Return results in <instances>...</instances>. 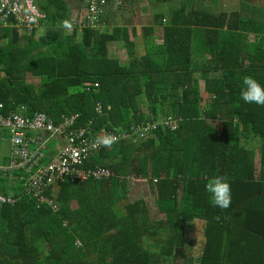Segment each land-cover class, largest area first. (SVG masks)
<instances>
[{
    "label": "trees",
    "instance_id": "16d2710c",
    "mask_svg": "<svg viewBox=\"0 0 264 264\" xmlns=\"http://www.w3.org/2000/svg\"><path fill=\"white\" fill-rule=\"evenodd\" d=\"M35 2L45 17L24 28L27 38L14 17L0 27L1 112L25 105L56 119L79 113L78 124L91 121L93 130L109 120L108 104L133 107L135 96L150 102L153 115L136 111L133 122L163 114L178 124L159 128L143 145L102 144L88 166L108 176L50 184L42 194L56 207L26 185L9 191L15 186L0 179V193L18 198L0 206V264H264V105L240 96L245 75L264 85V7L242 0L244 11L214 12L174 4L156 13L162 41L144 28L145 59L123 65L108 57L107 43L134 44L126 25L99 33L69 18L68 0ZM69 19L74 27L62 33ZM244 34L253 35L251 51L243 48ZM29 75L39 82H28ZM201 80L211 98L203 107ZM97 101L102 113L94 111ZM216 118L219 130L207 123ZM129 173L153 184L165 220H151L142 199L123 195ZM215 175L231 184L227 209L213 206L205 191ZM194 221L202 230H193Z\"/></svg>",
    "mask_w": 264,
    "mask_h": 264
},
{
    "label": "built area",
    "instance_id": "2783aa9c",
    "mask_svg": "<svg viewBox=\"0 0 264 264\" xmlns=\"http://www.w3.org/2000/svg\"><path fill=\"white\" fill-rule=\"evenodd\" d=\"M35 1L0 0V27L8 26L10 19L14 17L19 21V31L24 28L29 31L44 16ZM109 1L114 6L121 3V0L88 1L86 26L96 27ZM94 85L97 86L98 83L94 82ZM97 109L100 111V106ZM79 116V113H73L56 120L42 112H35L33 115L21 112L0 114V139L2 130H7L10 135V157L4 164H0V179L26 185L28 192H33L41 200L56 207L51 199L42 194L50 184L65 180L75 182L88 178L104 179L108 176V171L100 166H87L88 158L101 148L102 144H97L98 139L108 135L114 136L115 141H145L152 138L159 128L174 129L178 124L172 117H168L161 121L132 124L120 133L102 129L101 135L90 137L91 121L86 125L78 124ZM57 137L62 139L63 146L47 158L44 148L51 138ZM17 200L13 193H0V206L15 204Z\"/></svg>",
    "mask_w": 264,
    "mask_h": 264
},
{
    "label": "crops",
    "instance_id": "0c3cea01",
    "mask_svg": "<svg viewBox=\"0 0 264 264\" xmlns=\"http://www.w3.org/2000/svg\"><path fill=\"white\" fill-rule=\"evenodd\" d=\"M154 1H155V3L158 4L159 7H161V4H162L161 2H158L156 0H154ZM198 1H203L204 3L205 2H213V0H183V1H181V0H172V1H170L168 3L169 4L168 7H166V8L161 7V8L163 9V11L165 13H168L169 12L168 8L170 6H172V5H174V4H177V3L181 4V3H185L186 2V3L190 4L189 8H191L192 6L198 7L199 3H200ZM217 1H219V0H217ZM124 2L128 3V2H130V0H124ZM216 2H213V3H216ZM120 4H117V5L114 6L113 2L109 1L106 4V7L104 9V14H103L102 19H101V21L99 23V26L96 27V28H92V29H97L96 31L99 32V33L103 32V31H105V33H107L108 31H111V28L114 25H126L128 27L127 30H128L129 38L133 39L135 41L134 44H130V45H136V41L138 40V37L142 35L137 30V27L151 28V31H149V33L153 37H155L158 42H161V40H162L161 38L163 37V27L161 25L157 24L156 14L153 13L154 16H153V22L152 23H148V24L143 23L142 24V23L138 22V23L135 24L133 22V18H132V11H130L129 9H125L123 11V9L126 8V6H128V5L122 4L121 8H120V11L118 12V10H119L118 6ZM201 4H203V3H201ZM156 6H154V7H156ZM69 7H70V9L68 8V13H69L68 16H69V18H70V15H71V19L74 22L79 23V25H84V23H85V15H86V8H87V0L84 2V4H82V3L78 4V2H76V0H70ZM154 7H151V9L153 10ZM121 11H123V12H121ZM119 13H121L123 15V18H122V23L123 24H119V23L116 24L115 23ZM44 17H45V14H44ZM125 19L128 20L127 24H124L125 23ZM69 21H70V19H69ZM72 26H73V23H72ZM133 27L135 28L134 36H133V33L131 32V28H133ZM158 30H161V33H162L161 37H158L157 34H156ZM66 32L70 33V29H66ZM62 33H64L63 29H62ZM19 34L20 35H24L23 34V30L19 31ZM144 34H145V32L143 33V35ZM110 43H113V42L109 41L107 43V45H109ZM111 47H113V49H114L113 50V54L111 56H113V57L118 59L116 54H117V52L122 51V49L118 48L119 45L116 44V43H114V46H111ZM144 49H145V46H144ZM119 63L123 64L122 62H119ZM30 77H32V76H30ZM32 78H34V80H33L34 83H38L39 82V77H32ZM27 81L31 82L30 80H28V78H27ZM134 101L138 103V101L136 100V97L133 98V107L131 105H128V104L124 103V102L118 103V105L116 107H113L112 104H110V105L108 104L107 106L110 107L108 110L111 109L109 120L105 124L99 126L98 128H93V130L90 132V137L101 135L102 134V129H104L106 131H119V130H121L123 128L122 125L129 126L130 124L135 123V122H133L134 121L133 120L134 119L133 118L134 112H136V108L134 106L135 105ZM1 104H2V107H0V109H2L4 107L3 103H1ZM98 106H100V112L97 109ZM115 108L119 112L118 116H116L114 114V109ZM127 109H128V112H127ZM103 110L104 109H103L102 103L100 101H97L95 103V105H94V111L95 112L97 111L98 113H102ZM14 112H21V113H23L25 115H33L35 112H42V113H46L47 115H49L52 118L56 119L54 117V115H52L51 113H48L46 111H43V110H36V111L31 112V113H28L27 112V107L25 105H21L18 108H16V109L14 108V109L6 112V113L0 111V114L9 115V114L14 113ZM64 115H70V113L62 112L61 114L58 115V119L61 116H64ZM58 119H56V120H58ZM147 121H150V120H147ZM87 123H85L83 125H86ZM1 134L2 135H1V139H0V141H1L0 142V164H4L8 160V158L10 157L9 156L10 155V141H9V136L10 135H9L7 130H2ZM2 140L8 143V149H4V148L1 147L2 143H3ZM146 142L145 141H137V142H130V143L129 142H121V143H129V144H131L133 146H138V145H143ZM62 146H63V141H62V139L60 137L51 138L47 142L46 147L44 148L46 157L50 158L51 156H53L58 150L61 149ZM87 163H88V160H87ZM120 177H123V176H120ZM125 178H126V189L123 191V195H125L126 198H127V193L129 192L131 181L132 180H138V179H140V177H136L133 173H129V174L125 175ZM131 178H134V179H131ZM143 179H145V178H143ZM94 180H104V179H94ZM4 183L8 184V185H11V186L13 185L15 187L18 185V184L16 185L14 183L6 182V181ZM150 187H151V190H152L153 189L152 188V184H150ZM71 205L74 207L75 206V202L72 201Z\"/></svg>",
    "mask_w": 264,
    "mask_h": 264
},
{
    "label": "rangeland",
    "instance_id": "374dc122",
    "mask_svg": "<svg viewBox=\"0 0 264 264\" xmlns=\"http://www.w3.org/2000/svg\"><path fill=\"white\" fill-rule=\"evenodd\" d=\"M68 1L70 2V0H68ZM181 1H183V0H181ZM249 1L256 2L259 5L264 7V0L262 2H259L258 0H249ZM198 2H200L199 7H202V8H205L207 10L214 11V12L227 11V10H230L232 8L244 11L242 7H245L242 0H219L216 3H213V2H205L204 3L203 1H198ZM201 3H203V4H201ZM121 4L128 5V6H126V8L123 9V11L125 9H129L130 11H132V18H133V22L135 24L138 22L142 23V24L143 23H145V24L152 23L153 22V16H154L153 13L156 14L158 12H164L161 7H163V8L168 7V4H164V3H162L161 7H159L158 4L155 3L154 0H130V2H128V3L124 2V0H122ZM154 6H156V7H154ZM151 7H154V9L152 10ZM119 11H120V8H119L118 12ZM123 11H121V12H123ZM102 16H103V14L101 15V18H102ZM122 18H123V15L121 13H119L115 23L116 24L117 23L123 24ZM99 23H100V21L98 22L96 27L99 26ZM127 23H128V20L125 19L124 24H127ZM84 25H85V23H84ZM72 27L70 29V32L72 30ZM96 27H90V28H96ZM66 29L67 28L63 27L64 32H66ZM137 30L142 35L145 32V29L142 27H137ZM43 33H44V30L41 31V34H43ZM23 34H24L25 38H27V36H29L25 30H23ZM156 34L158 37H161V35H162L161 30H158ZM142 35L138 37V40L136 41V45H130V44L125 45L124 43H122V45H120L118 47V48L122 49V51H119L116 54L118 57L117 60L119 62H122L124 65H127V64L131 63L132 61H134L136 58L139 62H142L145 59V49H144V42L142 40ZM242 40H243V42H242L243 48L245 50L248 49V51H251L253 48V35L244 34ZM111 46H114V43H110L108 45V54H109L108 57H110L113 54L114 49ZM32 77L28 76L27 78H28V80L33 82L34 78H32ZM200 86H201V95L203 96V101L200 102V105H201V107H203L204 103H206V101L210 100L211 98L209 97V94L207 93L204 80L200 81ZM95 87H97V86H95ZM129 97L132 99L135 98V96H129ZM136 100L138 101V103L134 101L135 102L134 106L136 108L137 114L153 115V113L149 107L150 102L146 101L147 103H144V101L146 99L136 98ZM109 108H110L109 106H106V110H108ZM114 114L116 116L119 115V112L116 108L114 109ZM161 117H164V115L161 114ZM172 119L175 121V123H178V121H177L178 118L177 119L172 118ZM142 121H146V120H142ZM152 121H154V120H152ZM207 123L210 126H212L213 128H215L216 130H219L222 126V120L220 118L208 119ZM1 147L4 149H8V143L3 141ZM256 155L257 156L259 155L258 145H257ZM131 179H134V178H131ZM150 184L151 183L148 179L140 178L138 180H132L129 192L127 193V199L129 202H133V201H136L138 199H142L143 202L146 204V207H148V210L150 213L149 216H150L151 220H155V221L160 220V219L165 220L166 213L161 212V210H159L158 202H157V199H158L157 193L154 194L151 191ZM9 191L18 192V189H17V187H15V189L10 187ZM11 193H13V192H11ZM192 227H193V230H202V227H201V224L199 221H194L192 224ZM187 229L189 231L191 230V223H189ZM172 263H177V262H172Z\"/></svg>",
    "mask_w": 264,
    "mask_h": 264
},
{
    "label": "clouds",
    "instance_id": "9594fccd",
    "mask_svg": "<svg viewBox=\"0 0 264 264\" xmlns=\"http://www.w3.org/2000/svg\"><path fill=\"white\" fill-rule=\"evenodd\" d=\"M88 1H87V7H88ZM86 15H87V8H86ZM86 15H85V18H86ZM63 26L67 29H71L72 23L69 20H65L63 22ZM92 85L95 87L94 82L92 83ZM240 96H241V99L245 103L264 105V85H262L253 76L245 75L242 78V82H241ZM168 117L169 116H164V117H161L160 119H157L154 121H161V120L166 119ZM154 121H141V122H154ZM141 122H138V123H141ZM133 124H137V123L135 122ZM131 125L132 124H130L129 126H131ZM129 126H123V128L121 130L113 131V132L120 133L124 129L128 128ZM164 130H166V129H164ZM114 141H115L114 136L105 135L102 138L97 140V144H103L105 146L110 147ZM120 141L128 142L127 140H120ZM120 141H117V142H120ZM145 141H147V140H145ZM87 166H88V163H87ZM205 191L210 194V203L213 206L219 207L221 209H227L231 206V202H232L231 184L225 176L215 175V176L211 177L210 179H208L207 183L205 184Z\"/></svg>",
    "mask_w": 264,
    "mask_h": 264
}]
</instances>
